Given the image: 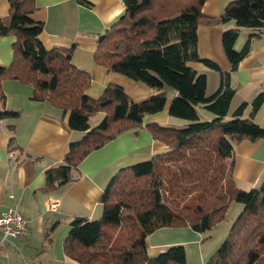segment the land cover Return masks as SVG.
I'll use <instances>...</instances> for the list:
<instances>
[{
    "label": "trees",
    "instance_id": "1",
    "mask_svg": "<svg viewBox=\"0 0 264 264\" xmlns=\"http://www.w3.org/2000/svg\"><path fill=\"white\" fill-rule=\"evenodd\" d=\"M207 0H123L124 14L97 37L93 61L106 70L141 82L156 91L134 102L122 86L109 83L97 98L87 91L92 76L72 64V48L46 50L39 40L41 22L32 19L34 0H8L9 12L0 18V38L13 36L12 61L0 66V119H14L7 110L1 82L17 80L33 88L32 100L47 102L68 112V126L84 132L69 146L63 164L45 173L44 189L63 186L72 169L92 151L119 134L142 126L146 115L163 110L166 90L176 92L169 115L187 122L175 128L146 126L167 151L117 171L105 186L99 202V219L74 217L63 251L78 264H185L183 246H172L155 257L146 253L145 239L154 231L189 227L203 233L224 221L231 202L242 211L225 240L205 264H264V176L258 188L238 189L233 181L234 146L242 140L264 139V127L254 116L264 104V89L250 103L230 112L234 89L217 66L200 58V25L235 27L222 34L226 58L234 70L248 55L250 42L264 30V0H233L219 17H206ZM242 28L252 30L240 51L233 49ZM199 62L220 73L218 89L206 95V76L190 68ZM249 108L248 117H245ZM199 109L214 115L202 120ZM103 118L90 126V116ZM10 133L9 150L18 145Z\"/></svg>",
    "mask_w": 264,
    "mask_h": 264
},
{
    "label": "crops",
    "instance_id": "2",
    "mask_svg": "<svg viewBox=\"0 0 264 264\" xmlns=\"http://www.w3.org/2000/svg\"><path fill=\"white\" fill-rule=\"evenodd\" d=\"M233 0H207L202 6L206 17H219ZM33 20L41 22L39 40L46 50L72 48V64L92 76L87 94L97 98L109 83L121 85L134 102L147 99L156 91L128 77L106 70L93 61L97 37L124 14L123 0H34ZM8 0H0V18L8 15ZM235 27L200 25L197 29V50L200 58L214 63L227 75L234 89L230 112L243 102L250 103L264 89V30L250 42L248 55L233 70L222 46L224 31ZM252 30L242 28L233 49L240 51ZM13 36L0 38V66L12 61ZM188 66L206 76V95L213 94L220 84V73L199 62ZM129 89V90H128ZM5 107L17 111L14 119H0V214L8 208L28 220V234L6 242L0 264H78L63 251V242L74 217L97 220L102 213L100 196L110 178L120 169L150 159L167 151L165 144L154 139L146 126L159 124L175 128L186 121L169 115L168 109L176 92L166 90L162 111L146 115L142 126L125 131L101 148L90 152L72 169V179L65 185L46 191L45 173L63 164L69 146L84 137V132L68 126L69 113L47 102L32 100L33 88L17 80L1 82ZM1 110V105H0ZM202 120L214 115L199 109ZM249 108L245 117H248ZM103 112L90 116V126L97 125ZM254 121L264 127V104ZM12 125L18 149L10 152L8 126ZM264 176V139L242 140L234 146L233 181L242 191L258 188ZM224 222V221H223ZM218 224L198 233L189 227L162 228L145 239L146 253L155 257L172 246H183L185 264H205L225 240L231 226ZM228 224V225H227ZM222 226V227H221ZM230 226V228H229Z\"/></svg>",
    "mask_w": 264,
    "mask_h": 264
},
{
    "label": "built area",
    "instance_id": "3",
    "mask_svg": "<svg viewBox=\"0 0 264 264\" xmlns=\"http://www.w3.org/2000/svg\"><path fill=\"white\" fill-rule=\"evenodd\" d=\"M29 222L16 208H8L0 214V257L7 241L28 234Z\"/></svg>",
    "mask_w": 264,
    "mask_h": 264
},
{
    "label": "rangeland",
    "instance_id": "4",
    "mask_svg": "<svg viewBox=\"0 0 264 264\" xmlns=\"http://www.w3.org/2000/svg\"><path fill=\"white\" fill-rule=\"evenodd\" d=\"M125 76V75H124ZM127 77V76H126ZM129 78V77H128ZM130 79V78H129ZM134 81V80H133ZM140 83V82H139ZM144 85V84H141ZM121 86V85H120ZM129 90V89H128ZM149 98V97H148ZM147 98V99H148ZM144 99V100H147ZM142 100V101H144ZM141 102V101H140ZM242 204L238 203V202H231L230 206L227 209L226 212V216L224 219V222H221L220 225H225V223H228V221H230V226H232V224L234 223L235 219L238 217V215L240 214V212L242 211ZM228 225V224H227ZM219 226V225H218ZM229 226V228H230ZM222 227V226H221ZM157 256V255H156Z\"/></svg>",
    "mask_w": 264,
    "mask_h": 264
}]
</instances>
